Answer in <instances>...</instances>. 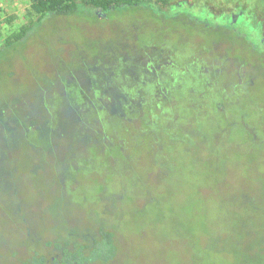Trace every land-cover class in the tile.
<instances>
[{
    "label": "rangeland",
    "instance_id": "obj_1",
    "mask_svg": "<svg viewBox=\"0 0 264 264\" xmlns=\"http://www.w3.org/2000/svg\"><path fill=\"white\" fill-rule=\"evenodd\" d=\"M151 5L188 22L48 20L4 49L18 75L0 83V264L40 263L65 232L104 248L94 206L118 226V264H264V0ZM36 20L31 0H0V47ZM241 121L255 152H239ZM119 140L128 161L101 165Z\"/></svg>",
    "mask_w": 264,
    "mask_h": 264
},
{
    "label": "trees",
    "instance_id": "obj_2",
    "mask_svg": "<svg viewBox=\"0 0 264 264\" xmlns=\"http://www.w3.org/2000/svg\"><path fill=\"white\" fill-rule=\"evenodd\" d=\"M155 0H31L32 12L37 15V20L34 23H28L23 25L18 31L9 35L3 45L0 47V83L3 84L8 81L13 76H17V68L14 61L11 57L7 56L4 49H9L13 47L17 42H21L23 39L28 37L31 33L33 26L36 23H43L52 20L62 19V18H76V17H91L94 20L105 21L108 23H120L121 25L130 24V21L134 19L136 22H161L163 24L179 22L185 23L188 22L186 15H165L163 10H158L154 8L151 3ZM99 13H102L103 17H100ZM141 19V20H139ZM143 24V23H142ZM197 25V24H195ZM204 29V24L197 25ZM138 29V28H137ZM233 30H240L236 26L230 25L227 28H222L221 31L226 37L231 36ZM137 35V33H136ZM217 50H220L222 56L232 57L229 52H223L225 45L218 43L215 45ZM258 56H264V51H258ZM16 69V70H15ZM59 74V79L63 82V75ZM4 85V84H3ZM136 125L134 123L129 124V130L135 129ZM242 130L245 133H251L253 136L252 146L248 145L243 147L240 153H246L247 151L255 152L258 149V137L255 134V126L249 125L245 121H241ZM118 146L120 147V153L115 152L113 154L107 153L103 154L105 159L101 162V165L105 167L111 166L113 163H125L128 161V156L124 153L123 140L118 141ZM100 139L95 138L92 142V148L94 150L100 149ZM246 144V143H245ZM104 151V150H102ZM122 154V155H121ZM121 155V156H120ZM125 157V158H124ZM115 161V162H114ZM91 165H96L100 169V164L97 162H92ZM94 178L97 180V184L102 185L104 179L101 176V173L94 172ZM63 181V180H62ZM61 183V181H60ZM60 186H62L60 184ZM131 199V198H130ZM130 199L126 196L123 197V200L120 202L125 212L130 210L129 202ZM94 211L93 208L88 212V218L94 222L98 223L99 235L103 240H105L104 248L98 247L96 237L92 236L88 231L83 233H70L65 232L59 234L57 240H51L47 243L48 249L53 250L54 253H42L39 257L40 263L35 260V258H29L26 260V264H53V263H66V264H118L122 260L123 254L126 253L122 248L121 234L118 231V226L108 227L102 225L103 215L101 216L97 210ZM255 213L258 214L257 208H255ZM87 244H93L92 251L93 254L84 253V250L87 248ZM242 261L246 262L244 257L241 258Z\"/></svg>",
    "mask_w": 264,
    "mask_h": 264
},
{
    "label": "flooded vegetation",
    "instance_id": "obj_3",
    "mask_svg": "<svg viewBox=\"0 0 264 264\" xmlns=\"http://www.w3.org/2000/svg\"><path fill=\"white\" fill-rule=\"evenodd\" d=\"M229 61H231V57L229 58Z\"/></svg>",
    "mask_w": 264,
    "mask_h": 264
}]
</instances>
